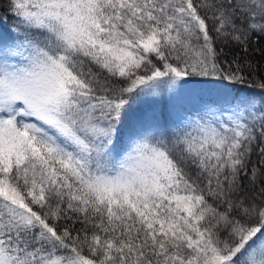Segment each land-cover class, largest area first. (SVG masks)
Returning <instances> with one entry per match:
<instances>
[{
    "label": "snow or ice",
    "instance_id": "snow-or-ice-1",
    "mask_svg": "<svg viewBox=\"0 0 264 264\" xmlns=\"http://www.w3.org/2000/svg\"><path fill=\"white\" fill-rule=\"evenodd\" d=\"M0 264H264V0H0Z\"/></svg>",
    "mask_w": 264,
    "mask_h": 264
}]
</instances>
